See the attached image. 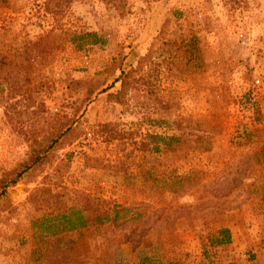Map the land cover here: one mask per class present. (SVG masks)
Masks as SVG:
<instances>
[{
  "label": "rangeland",
  "instance_id": "1",
  "mask_svg": "<svg viewBox=\"0 0 264 264\" xmlns=\"http://www.w3.org/2000/svg\"><path fill=\"white\" fill-rule=\"evenodd\" d=\"M45 4L0 0V179L55 141L0 195V264H263L264 0ZM39 188L106 218L47 236Z\"/></svg>",
  "mask_w": 264,
  "mask_h": 264
},
{
  "label": "trees",
  "instance_id": "2",
  "mask_svg": "<svg viewBox=\"0 0 264 264\" xmlns=\"http://www.w3.org/2000/svg\"><path fill=\"white\" fill-rule=\"evenodd\" d=\"M46 1V8L49 11L53 12V9H50V6L53 5L54 2L57 0H45ZM66 3H70L72 0H64ZM100 41L99 35L95 31H85V32H71L70 34V42L74 46L76 50H84L88 45L96 44ZM152 57V49L147 51L145 55L141 56L137 61V64L134 67H131L127 72L123 74V77L120 80V88L117 89L115 92H110L108 97L112 98L113 100H121V98L126 94V92L135 84L136 80L133 79V75L139 70L145 63L151 62ZM151 92V91H150ZM149 91H147V94ZM151 98V97H149ZM74 130L72 126V122L67 123V125L62 128L59 132V137L62 138L67 134H70L71 131ZM151 138V142L145 143V151H157L160 149V145L163 144L164 146H168L170 144V140L174 139L173 137H169L170 139L168 142L166 141L165 137L160 135H152L149 136ZM36 142V141H35ZM33 143L31 147V151L33 153V159L29 163L21 164L18 167H14L11 170L5 171L3 177L0 179V195L5 192V189L9 186L14 185L24 173L30 171L34 167V165L43 160L45 158V150L46 147L52 146L55 141H51L49 138L48 141L45 143L48 144L46 147L44 145H40V143ZM150 143L152 145H150ZM39 144V148L35 146ZM44 147V148H43ZM39 192L44 193V191H49L46 188H39L37 189ZM77 204L74 206H66L63 204L62 200L59 199V195H53L49 191V196L42 195V199L45 196V207L47 208L46 215L41 217L39 222V227L42 228L41 233L45 235H50L55 237L57 240L62 237H57L61 232L80 229L86 227L91 218L97 217V219L104 220V214H97L92 215L90 213H86L88 210L92 208L90 202L84 199L82 193L77 192ZM34 197V194L31 195V198ZM102 216V217H101ZM219 234H222L224 237L220 239L219 242H224L229 240V235L227 229H221L218 231Z\"/></svg>",
  "mask_w": 264,
  "mask_h": 264
},
{
  "label": "crops",
  "instance_id": "3",
  "mask_svg": "<svg viewBox=\"0 0 264 264\" xmlns=\"http://www.w3.org/2000/svg\"><path fill=\"white\" fill-rule=\"evenodd\" d=\"M264 264V263H263Z\"/></svg>",
  "mask_w": 264,
  "mask_h": 264
}]
</instances>
